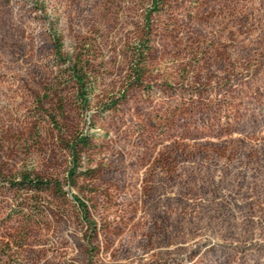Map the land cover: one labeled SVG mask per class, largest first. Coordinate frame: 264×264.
I'll return each mask as SVG.
<instances>
[{"label": "rangeland", "instance_id": "obj_1", "mask_svg": "<svg viewBox=\"0 0 264 264\" xmlns=\"http://www.w3.org/2000/svg\"><path fill=\"white\" fill-rule=\"evenodd\" d=\"M0 264H264V0H0Z\"/></svg>", "mask_w": 264, "mask_h": 264}, {"label": "trees", "instance_id": "obj_2", "mask_svg": "<svg viewBox=\"0 0 264 264\" xmlns=\"http://www.w3.org/2000/svg\"><path fill=\"white\" fill-rule=\"evenodd\" d=\"M53 44H54V52L57 60L64 61L61 54V44L59 38L56 34H53ZM87 69V65L84 64L80 60H69L67 62V66L65 67V75L69 78L74 85H76L79 91L82 93L85 90V71ZM33 184V183H31ZM34 187V185H32Z\"/></svg>", "mask_w": 264, "mask_h": 264}]
</instances>
